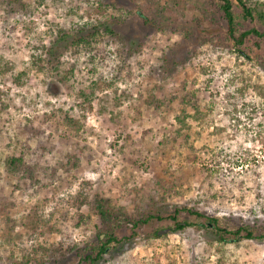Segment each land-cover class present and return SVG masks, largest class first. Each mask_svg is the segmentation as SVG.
Instances as JSON below:
<instances>
[{
	"label": "rangeland",
	"instance_id": "1",
	"mask_svg": "<svg viewBox=\"0 0 264 264\" xmlns=\"http://www.w3.org/2000/svg\"><path fill=\"white\" fill-rule=\"evenodd\" d=\"M201 4L188 0L162 15L145 1L0 0V162L25 144L33 153L40 140L55 147L40 161L43 168L75 146L86 151L78 170H59L32 190L1 183L0 264L39 256L40 247L64 240H89L98 220L79 217L92 214L95 199L132 212L137 195L147 204L157 200L163 180L181 193L169 201L173 208L264 225V48L241 57L226 40L222 15L212 17ZM139 8L153 9L146 11L153 24L133 16ZM119 17L124 22L114 24ZM101 23L127 44L104 36L75 47L77 36ZM57 42L59 77L33 64V57L48 59ZM123 49L130 59L123 60ZM195 90L203 92L208 118L191 121L178 138L174 98ZM152 95L166 98L165 106L149 107ZM30 123L45 137L20 135ZM208 238L196 228L139 238L107 264H264V243L224 247Z\"/></svg>",
	"mask_w": 264,
	"mask_h": 264
},
{
	"label": "trees",
	"instance_id": "2",
	"mask_svg": "<svg viewBox=\"0 0 264 264\" xmlns=\"http://www.w3.org/2000/svg\"><path fill=\"white\" fill-rule=\"evenodd\" d=\"M133 2L145 1L151 7L160 11L162 15L173 13L174 7L186 6L188 0H132ZM202 8L214 18L222 15L227 26L226 40L232 43L237 53L244 58L251 59L256 51L264 48V3L259 0H202ZM214 9V11H213ZM15 10V9H14ZM152 8H139L138 15L133 16L140 20L143 25L153 24V19L146 16V11ZM16 14V10L13 14ZM124 19H115L114 24H120ZM251 25L249 27L247 25ZM260 25V26H259ZM88 35H79L74 39L76 48L89 47L93 45L97 38L104 36L111 37L122 46L128 40L122 36L112 26L100 24L93 26ZM125 42V43H123ZM58 42L47 51L48 59L37 56L33 57V64L40 65L41 70H46L50 66L52 71H56V76H60V59L62 52L56 50ZM135 43H133L134 45ZM132 45V44H131ZM141 46L138 47V50ZM137 52V50H133ZM121 57L131 58L129 51L119 52ZM130 54V55H129ZM127 57L125 59H127ZM124 63V61H123ZM183 91H186L183 89ZM201 90L192 93H183L174 98L180 105V112L176 116V121L180 126L177 137L180 138L184 130L191 129L190 122H205L208 118L201 106ZM166 98H159L155 95L146 99L149 107L161 109L165 106ZM66 121H72L68 116ZM20 135L28 133L31 136L45 137L33 124L19 127ZM187 139L185 144H187ZM20 143V141H18ZM55 150L50 143L40 140L39 147L31 153L29 146L25 144L24 149L7 156L0 162V186L6 179L8 184L16 182L17 188L21 185L27 190L39 187L45 180L52 181L56 178L59 170L70 174L73 170H78L82 159L86 156V151L75 146L74 152L67 153L65 158L59 161L56 166L43 168L40 161L46 159L47 155ZM181 193L175 185L158 181L157 200L149 199V204L144 196H139L134 200V210L129 212L125 206H117L114 201L97 198L89 204L92 214L86 217L80 216L82 223L92 221L96 217L98 224L95 225V233L85 241L78 243H67L65 240L51 246L40 247L37 254H27L15 264H107L115 261V258L130 247L133 242L140 239L157 240L173 234H182L191 228H196L203 236H208L210 245L228 246L234 244L239 246L243 241L264 243V225L249 224L245 221L235 223L233 220H222L220 218L208 216L200 209L188 206L173 208L170 200ZM152 203H154L152 205ZM159 207V208H158ZM79 225V224H78ZM11 229V227H10ZM12 234L13 231H10ZM10 236V235H9ZM9 240V239H8Z\"/></svg>",
	"mask_w": 264,
	"mask_h": 264
}]
</instances>
